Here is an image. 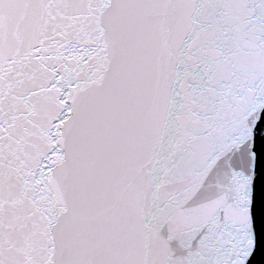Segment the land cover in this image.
<instances>
[{
    "label": "water",
    "instance_id": "95a60500",
    "mask_svg": "<svg viewBox=\"0 0 264 264\" xmlns=\"http://www.w3.org/2000/svg\"><path fill=\"white\" fill-rule=\"evenodd\" d=\"M0 264H264V0H0Z\"/></svg>",
    "mask_w": 264,
    "mask_h": 264
}]
</instances>
